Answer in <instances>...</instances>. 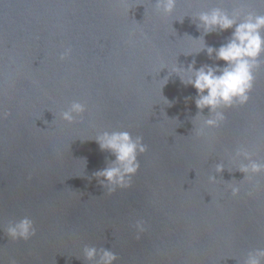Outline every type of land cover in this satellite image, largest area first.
Returning <instances> with one entry per match:
<instances>
[{"label":"water","instance_id":"obj_1","mask_svg":"<svg viewBox=\"0 0 264 264\" xmlns=\"http://www.w3.org/2000/svg\"><path fill=\"white\" fill-rule=\"evenodd\" d=\"M154 2L0 0V111L11 113L0 119L3 264H89L86 245L112 250L115 264H242L264 248V174L254 188L227 170L241 145L264 161V66L249 101L224 109V123L197 137L196 90L175 75L164 84L162 68L223 65L205 52L185 56L201 33L190 17L176 21L218 0H177L167 17ZM242 2L264 13L257 0ZM230 34L205 40L218 47ZM74 100L87 111L68 124L59 114ZM104 130L140 135L148 147L132 186L111 195L93 176L114 159L91 140ZM221 161L226 168L216 174ZM224 181L240 183V196ZM26 216L36 235L12 241L4 229ZM138 220L146 227L139 239Z\"/></svg>","mask_w":264,"mask_h":264},{"label":"clouds","instance_id":"obj_2","mask_svg":"<svg viewBox=\"0 0 264 264\" xmlns=\"http://www.w3.org/2000/svg\"><path fill=\"white\" fill-rule=\"evenodd\" d=\"M221 3L223 0H218L217 6L196 11L176 21L183 23L185 17H190L197 31L201 33L198 38L191 37L196 47L194 51L184 54L185 56L205 52L210 60L223 61V65L202 64L197 68L196 61L193 60L186 67L175 63L162 68L168 70V75L163 79L164 84L169 77L175 75L182 84L190 85L196 90L194 102L198 111L192 118V124L197 137H206L208 130L219 128L224 123L226 120L224 109L242 106L249 101L255 81L254 73L264 66V13L247 7L242 0H234L238 6L230 9L219 6ZM257 3L264 5V0H257ZM176 5L177 0L154 2L155 11L165 17L172 15ZM228 30H231V34L218 47L206 43L207 35ZM70 54L71 49L66 48L60 53L59 60L68 59ZM165 101L169 103L167 99ZM205 109L208 110L206 116L203 114ZM86 111L85 103L74 100L59 115L63 121L73 124L77 122L78 117L82 118ZM10 115L8 111H0V119H6ZM194 121L196 123H193ZM91 140L98 144L102 152L114 157V159L106 158V166L93 173L97 182L109 195L117 189L130 188L132 178L140 170L139 156L148 151L143 137L140 135L134 137L126 130H104L98 132ZM254 155L243 145L237 147L234 155H229L235 168H227V170L243 173L244 179L239 182H246L252 184L254 188H259L260 182L254 178L264 174V161L254 158ZM225 168V163L221 161L215 164L214 171L220 174ZM209 181L215 183L216 176H209ZM224 183L228 186L232 197L240 196V183L226 181ZM247 195L252 196L253 193L250 191ZM134 227L137 231L136 238L139 239L146 231L145 223L138 220ZM4 231L12 241H28L36 235L34 222L27 216L19 221L10 222ZM83 259L89 264H115L118 257L108 248L86 245L83 248ZM0 264H3L2 260ZM9 264H17V262L15 259H10ZM242 264H264V248L248 252Z\"/></svg>","mask_w":264,"mask_h":264}]
</instances>
